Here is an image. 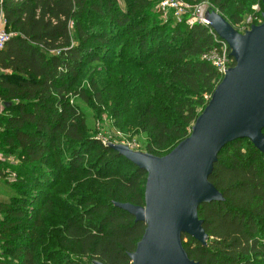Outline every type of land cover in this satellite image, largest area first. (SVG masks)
<instances>
[{
    "label": "trees",
    "instance_id": "trees-1",
    "mask_svg": "<svg viewBox=\"0 0 264 264\" xmlns=\"http://www.w3.org/2000/svg\"><path fill=\"white\" fill-rule=\"evenodd\" d=\"M160 1L0 0L10 35L0 50V153L15 150L16 160H0V264H131L145 226L116 204L143 205L147 175L86 135L82 104L124 119L162 157L188 137L222 79L202 60L216 47L208 28L163 22ZM183 1H205L234 28L252 2ZM107 58L145 74L77 85ZM66 176L84 181L60 189ZM209 182L222 201L199 206L207 241L182 235L188 257L264 264V153L248 139L227 145Z\"/></svg>",
    "mask_w": 264,
    "mask_h": 264
},
{
    "label": "water",
    "instance_id": "water-1",
    "mask_svg": "<svg viewBox=\"0 0 264 264\" xmlns=\"http://www.w3.org/2000/svg\"><path fill=\"white\" fill-rule=\"evenodd\" d=\"M261 4L264 8V0ZM205 14L228 45L234 66L216 85L188 137L162 157L108 144L147 175L143 205L116 204L145 226L128 255L131 264H199L188 257L182 235L201 244L207 241L198 208L222 201L209 182L220 152L248 139L264 153V12L262 22L244 33L214 10Z\"/></svg>",
    "mask_w": 264,
    "mask_h": 264
},
{
    "label": "rangeland",
    "instance_id": "rangeland-1",
    "mask_svg": "<svg viewBox=\"0 0 264 264\" xmlns=\"http://www.w3.org/2000/svg\"><path fill=\"white\" fill-rule=\"evenodd\" d=\"M234 2L242 1V0H233ZM251 8L250 12L247 13L242 21L238 24V26L243 25L248 21L250 17H252L254 14L259 13L261 10V0H251ZM119 4L122 5V0H118ZM198 6H201L205 13L211 9V7L206 3L205 1L196 4ZM158 11V7H154V12ZM147 67H143L142 69H146ZM145 74L142 70H137L134 66H127V64H123L122 61L118 60H110L107 58L104 61L94 62L92 64H89L84 70L79 78L77 85L79 86H90V81H98L99 85L101 87H107L110 82L113 81V79L116 76H124L126 78L127 75H131L132 78H136L137 76H141ZM132 86V84H131ZM105 98L107 95H105ZM115 99V96H113ZM105 101L107 99H104ZM82 118L85 122L86 128L85 133L86 135L90 136L93 139H99L103 143H106L107 145L114 144V145H127L134 151H138L141 153H147L146 143L148 142V138L144 133H140L141 131L135 130L133 127L124 128L122 126V121L124 119H121L120 122L116 121V119L112 118L110 110L105 109H97V105L91 106V104H82ZM109 107V105L107 106ZM0 108L2 109V105H0ZM133 118V115L131 119ZM135 122V120H134ZM170 148V146L168 147ZM5 153L3 156L0 153V160H7L9 162L16 163L14 154L12 152H15V150L8 149V150H1ZM90 157V156H88ZM89 158L85 162H87ZM68 179V180H67ZM83 182V178H71L69 177H63L61 180L62 186L60 189H63V187L72 184V182ZM64 184V185H63ZM1 185V183H0ZM2 191V187L0 186V193ZM64 191H59V193H62ZM62 220V218L55 219V223H59Z\"/></svg>",
    "mask_w": 264,
    "mask_h": 264
},
{
    "label": "built area",
    "instance_id": "built-area-1",
    "mask_svg": "<svg viewBox=\"0 0 264 264\" xmlns=\"http://www.w3.org/2000/svg\"><path fill=\"white\" fill-rule=\"evenodd\" d=\"M158 9L163 22H167L171 17L178 24L186 21L187 24L196 23L208 28L213 41L216 43V47L204 54L202 60L213 66L218 74L223 77L226 71L231 68L234 61L230 56V49L226 42L221 40L211 28L203 8L198 5H191L183 0H161ZM261 22L262 16L259 12L250 17L246 23L237 26L235 29L240 33H244L250 29L251 25H258ZM2 25H4V21L0 10V27ZM9 36L3 28H0V50L3 49Z\"/></svg>",
    "mask_w": 264,
    "mask_h": 264
},
{
    "label": "crops",
    "instance_id": "crops-1",
    "mask_svg": "<svg viewBox=\"0 0 264 264\" xmlns=\"http://www.w3.org/2000/svg\"><path fill=\"white\" fill-rule=\"evenodd\" d=\"M0 28H3L4 29V25H2ZM2 109L0 108V113H1Z\"/></svg>",
    "mask_w": 264,
    "mask_h": 264
}]
</instances>
